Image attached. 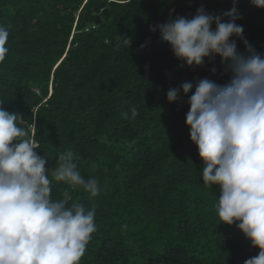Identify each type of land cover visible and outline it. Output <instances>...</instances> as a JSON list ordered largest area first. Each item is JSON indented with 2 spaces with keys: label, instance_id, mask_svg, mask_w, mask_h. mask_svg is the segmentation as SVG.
<instances>
[{
  "label": "trees",
  "instance_id": "16d2710c",
  "mask_svg": "<svg viewBox=\"0 0 264 264\" xmlns=\"http://www.w3.org/2000/svg\"><path fill=\"white\" fill-rule=\"evenodd\" d=\"M200 5L220 14L232 0H0V26L9 31L0 102L24 116V127L35 118L48 167L70 148L81 175L99 182L100 194L90 197L52 181L53 198L67 188L69 206L96 209L97 230L80 264H244L258 254L235 225L220 223L219 190L204 186L185 124L187 97L166 99L184 81L225 83L220 58L180 67L149 30L170 16L191 17ZM237 8L245 38L264 53V9L250 0ZM119 35L131 37L130 48ZM132 108L138 115L124 119Z\"/></svg>",
  "mask_w": 264,
  "mask_h": 264
},
{
  "label": "clouds",
  "instance_id": "9594fccd",
  "mask_svg": "<svg viewBox=\"0 0 264 264\" xmlns=\"http://www.w3.org/2000/svg\"><path fill=\"white\" fill-rule=\"evenodd\" d=\"M238 2L232 0L231 9L220 14L200 5L191 17L170 16L149 30L159 32L180 67L203 68L206 61L220 58L225 83L210 77L184 81L169 87L166 99L174 103L181 93L187 97L185 124L203 161L204 186L219 190L220 223L235 225L251 247L259 249L244 264H264V53L249 43L237 23L242 19ZM250 2L264 9V0ZM8 38V29L0 26V62L8 53ZM119 39L130 48L131 37ZM237 39L244 44L243 52ZM216 73L213 66L210 75ZM3 105L0 102V264H80L97 230L96 209L78 202L69 206L67 188L61 198H53L52 181L82 187L90 197L100 194L99 182L81 175L80 157L70 148L59 154L57 166L48 167L49 157L37 151L41 145L35 118L24 127V116ZM121 115L134 119L138 112L132 108L131 117Z\"/></svg>",
  "mask_w": 264,
  "mask_h": 264
}]
</instances>
